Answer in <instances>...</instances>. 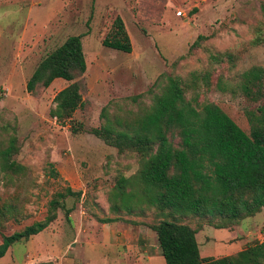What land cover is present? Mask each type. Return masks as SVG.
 Segmentation results:
<instances>
[{
  "label": "rangeland",
  "instance_id": "obj_1",
  "mask_svg": "<svg viewBox=\"0 0 264 264\" xmlns=\"http://www.w3.org/2000/svg\"><path fill=\"white\" fill-rule=\"evenodd\" d=\"M115 18L127 43L110 49L101 41ZM78 35L85 71L72 82L83 106L60 125L49 111L69 82L30 93L25 83L46 54ZM164 76L180 80L192 106L212 103L248 134L244 111L264 100V0H0V149L14 138L11 159L23 168L0 174V239L42 220L55 193L78 194L60 200L44 231L14 243L0 264H164L151 229L160 214L142 204L112 210L119 178L129 180L124 195L141 194L140 158L90 133L106 122L133 125ZM227 228L201 224L194 238L202 261L263 242L264 207Z\"/></svg>",
  "mask_w": 264,
  "mask_h": 264
},
{
  "label": "trees",
  "instance_id": "obj_2",
  "mask_svg": "<svg viewBox=\"0 0 264 264\" xmlns=\"http://www.w3.org/2000/svg\"><path fill=\"white\" fill-rule=\"evenodd\" d=\"M112 24V33L101 45L118 49L127 43V35L119 18ZM80 38L69 36L46 54L25 83L30 93L37 87H48L56 79L69 82L55 94L49 111L60 125L71 122L72 114L83 106L80 85L72 82L85 71ZM164 79L159 95L153 97L151 106L133 125L116 129L106 122L90 132L118 151H132L140 158L135 178L140 182L141 194L131 190L124 195L122 189L129 180L119 178L117 193L113 194L119 203L114 202L112 210L131 213L142 204L160 214L151 229L164 264H264V241L233 257L204 262L194 238L202 223L225 229L253 217L264 207V100L254 110L244 111L248 126L245 134L216 105L207 103L197 109L185 101L177 77ZM69 129L72 134L81 131L75 126ZM172 133L178 137L177 148L168 138ZM16 152L15 140L10 138L0 149V174L17 175L23 171L11 159ZM76 195L69 188L55 193L42 220L1 236L0 258L14 243L43 231L55 219L59 201ZM191 219L198 221L197 226L186 223Z\"/></svg>",
  "mask_w": 264,
  "mask_h": 264
},
{
  "label": "built area",
  "instance_id": "obj_3",
  "mask_svg": "<svg viewBox=\"0 0 264 264\" xmlns=\"http://www.w3.org/2000/svg\"><path fill=\"white\" fill-rule=\"evenodd\" d=\"M179 14H180L179 12L176 13V15H179Z\"/></svg>",
  "mask_w": 264,
  "mask_h": 264
},
{
  "label": "crops",
  "instance_id": "obj_4",
  "mask_svg": "<svg viewBox=\"0 0 264 264\" xmlns=\"http://www.w3.org/2000/svg\"><path fill=\"white\" fill-rule=\"evenodd\" d=\"M44 231V230H43ZM32 237V236H31ZM194 237H195V235H194ZM1 259V258H0Z\"/></svg>",
  "mask_w": 264,
  "mask_h": 264
}]
</instances>
